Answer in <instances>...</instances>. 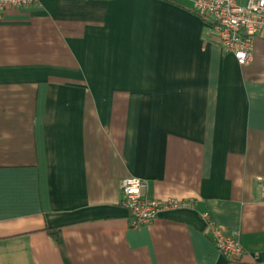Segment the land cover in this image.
Instances as JSON below:
<instances>
[{
  "label": "crops",
  "instance_id": "0c3cea01",
  "mask_svg": "<svg viewBox=\"0 0 264 264\" xmlns=\"http://www.w3.org/2000/svg\"><path fill=\"white\" fill-rule=\"evenodd\" d=\"M190 5L0 12V264H264V37L240 65ZM128 176L184 204L132 227Z\"/></svg>",
  "mask_w": 264,
  "mask_h": 264
},
{
  "label": "built area",
  "instance_id": "2783aa9c",
  "mask_svg": "<svg viewBox=\"0 0 264 264\" xmlns=\"http://www.w3.org/2000/svg\"><path fill=\"white\" fill-rule=\"evenodd\" d=\"M39 0H0V12L7 8L37 5ZM190 10L218 33V41L224 52L234 56L244 65L251 59L254 39L264 37V0H190ZM120 204L131 217V226L137 227L152 221L160 211L182 206L176 199L149 198L143 179L128 176L121 180ZM208 222V217L205 215ZM215 246L229 261H239L244 249L237 234L226 236L211 227Z\"/></svg>",
  "mask_w": 264,
  "mask_h": 264
}]
</instances>
